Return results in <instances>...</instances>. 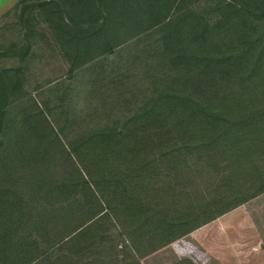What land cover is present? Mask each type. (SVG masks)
<instances>
[{
    "label": "trees",
    "instance_id": "16d2710c",
    "mask_svg": "<svg viewBox=\"0 0 264 264\" xmlns=\"http://www.w3.org/2000/svg\"><path fill=\"white\" fill-rule=\"evenodd\" d=\"M39 2L96 98H35L29 24L0 52V264H142L264 192V0Z\"/></svg>",
    "mask_w": 264,
    "mask_h": 264
},
{
    "label": "rangeland",
    "instance_id": "374dc122",
    "mask_svg": "<svg viewBox=\"0 0 264 264\" xmlns=\"http://www.w3.org/2000/svg\"><path fill=\"white\" fill-rule=\"evenodd\" d=\"M39 3V0H0V52H8L14 45L27 44L30 39L26 38V25L29 24L34 33L31 38L33 50L27 56L30 66V71L27 72L28 89L38 101L56 104L61 103V97L66 95L71 94V97L80 95L86 103L87 110H92L91 101L96 96H91L88 88L96 81L97 68L93 69L90 62L80 68L81 70L71 73L72 64L60 49L58 44L60 41L52 33L55 24L48 21ZM22 14L24 17L21 18ZM28 17L31 19L30 22L26 21ZM127 55L124 56L139 58L138 54L129 57ZM16 57L11 53L3 55L0 57L1 67L19 65ZM79 106L83 107L84 103L80 102ZM217 207L220 206H216L210 213L217 211ZM203 218L204 216L201 219ZM207 224L210 225L205 228L209 243L208 250L203 253L209 264H238L240 258L246 260L242 264H256L257 257L253 258L252 262L246 258L249 253L253 255L257 253L258 264H264V192L215 217L205 225ZM183 244L186 246L187 242ZM154 253L143 257L141 263L149 264L150 261H154L158 257ZM185 264L195 263L188 260Z\"/></svg>",
    "mask_w": 264,
    "mask_h": 264
},
{
    "label": "crops",
    "instance_id": "0c3cea01",
    "mask_svg": "<svg viewBox=\"0 0 264 264\" xmlns=\"http://www.w3.org/2000/svg\"><path fill=\"white\" fill-rule=\"evenodd\" d=\"M209 224L155 252L154 254L158 257L154 261H150L149 264H176L183 260H191L195 264H209L203 253L208 250L209 238H206L205 228L210 226ZM184 242H187L186 246L183 244ZM258 256L257 253L254 255L249 253L246 258H249L250 262H252L253 258L257 257L256 264H258ZM243 261L246 262L245 259L240 258L238 264H242Z\"/></svg>",
    "mask_w": 264,
    "mask_h": 264
}]
</instances>
